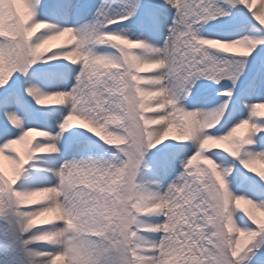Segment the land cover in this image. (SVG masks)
Segmentation results:
<instances>
[{
  "label": "snow or ice",
  "instance_id": "snow-or-ice-1",
  "mask_svg": "<svg viewBox=\"0 0 264 264\" xmlns=\"http://www.w3.org/2000/svg\"><path fill=\"white\" fill-rule=\"evenodd\" d=\"M8 2L15 7L14 15L0 30L4 38L0 39V86L14 71L24 73L37 61L56 59V55L48 54L57 51L59 57L81 66L72 88L45 92L30 85L25 91L38 105H70L58 124L60 132L79 127L107 145L117 146L109 159L74 158L49 169L57 177L56 184L21 188L16 185L24 166L37 154L58 151L56 143L37 139H49L52 133L27 127L0 144V219L11 216L20 234L30 233L19 241L22 246L35 242L57 246L50 252L25 247L27 255L35 258L29 264H240L241 254L246 252L251 254V261L259 246H254L256 251L249 246L258 235L264 240V219L256 212H245L257 226L251 228L243 217L240 224L234 222V212L240 208L239 197L251 201L260 212H264V204L229 191L224 178L228 169L220 170L205 153L217 149L221 151L211 155L238 157L244 146L252 143L251 134L264 129L251 119L264 118V101L249 105V116L226 130L222 131V125L216 129L219 134H208L207 130L220 121L228 101L212 109L189 111L177 106L176 96L186 94L200 77L235 83L243 62L217 57L209 50L247 57L259 42L247 36L204 38L193 25L226 15L224 5L238 3L264 26V0H165L175 14L160 46L107 28L134 16L143 7L140 0H126V6L116 15H109L102 3L95 18L79 27H59L36 19L38 0ZM37 29L43 30L33 39ZM65 34L63 43L70 45V50L53 45L52 51L47 47ZM98 45H108L113 51H99ZM145 65L156 71L141 75ZM219 94L230 97L232 90L223 88ZM8 119L13 125L20 124L15 114H8ZM74 120L84 123L73 126ZM170 134L172 140L192 141L196 146L193 154L181 161L182 171L163 190L138 182L145 152L169 139ZM17 144L24 150L13 156ZM166 163L164 157L153 159L158 167ZM240 163L264 178V170L254 167L264 166V154L248 153ZM37 198L45 203L35 210L21 207L36 204ZM229 199L236 209L228 207ZM49 213L62 224L34 227L38 217ZM151 214H161L164 220L158 224L141 220V216ZM146 231L161 235L150 240L143 235ZM257 264H264V258Z\"/></svg>",
  "mask_w": 264,
  "mask_h": 264
},
{
  "label": "rangeland",
  "instance_id": "rangeland-1",
  "mask_svg": "<svg viewBox=\"0 0 264 264\" xmlns=\"http://www.w3.org/2000/svg\"><path fill=\"white\" fill-rule=\"evenodd\" d=\"M102 3L107 7L109 15L120 14L126 6V0H38L35 18L43 19L49 24L59 27L67 25L79 27L95 18L97 9ZM140 3L143 7L138 8L134 16L121 21L119 24L108 25L107 28L108 30L122 31L131 38H140L150 44L160 46L168 35V27L172 23L175 9L165 3V0H140ZM224 7L227 12L226 15L193 25L196 33L204 38L215 39H235L247 36L257 39L259 42L247 57H231L219 50H209L217 57L243 62V68L235 83L229 79H223L216 83L200 77L194 80L186 94L179 93L176 96L177 106L189 111L212 109L222 101H228L220 121L214 128L207 130L208 134H219L216 129H221L222 125H224L222 131L226 130L238 119L249 116V105L264 101V26L255 21L252 13L243 5L237 3L228 6L225 4ZM254 7H258V5H254ZM145 10H147V15H145ZM68 15L73 17L70 22L65 20ZM42 30L37 29L32 38L34 39ZM217 35H221V37L218 38ZM0 39L4 38L0 37ZM66 39L67 34L57 37L50 41L47 47L52 51L55 50L53 45L68 47L70 50V45L63 43ZM96 48L99 51H113L108 45H98ZM48 55H56L57 58H45L37 61L29 66L24 73L18 70L14 71L6 83L0 86V144L19 135L23 128L38 127L52 133V137L49 139L37 137V139H41L39 142H54L58 148L56 153L35 155L24 166V171L16 185L21 188L56 184L57 177L48 170L58 168L67 160L87 157L109 159L112 154L117 152V146L107 145L87 129L72 127L60 132L58 124L67 114L70 105L67 103L64 105H38L34 98L25 91L30 85L45 92L67 91L74 85L75 75L81 66L71 64L70 61L59 57L57 51ZM154 71L156 69H148L140 74L149 75ZM223 88H230L232 95L230 97L221 96L219 93ZM8 114H15L19 118L20 124L13 125L8 119ZM251 119L254 123L264 125V118L251 117ZM81 123L84 122L81 120L72 121L73 126H78ZM150 127H155V125ZM57 133H59L58 136ZM173 134H170L169 139L145 152L144 162L138 170V182L148 183L150 187L159 186L163 190L182 171L181 161L192 155L196 146L192 141L178 142L170 139ZM32 135L35 136L34 133ZM250 139L252 143L245 145L238 157H232L228 153H222L221 158L211 155L212 152L221 151L217 149L210 150L205 154L218 164L220 170L228 169L224 178L229 191L264 204V178L244 168L240 163L242 159L247 158L248 153L264 154V129L252 133ZM14 147L17 152H14L13 156L24 150L22 144H17ZM8 151L11 150H6L5 154ZM154 157L167 158V163L161 167L155 166L153 164ZM5 166L7 167V161H5ZM254 167L258 171L264 170V166L259 164L254 165ZM166 170L169 171V175L164 177ZM150 182H155V184ZM41 203H45V200L37 198L36 204L21 207L35 210ZM231 207L236 209L235 203ZM247 207L248 205L241 201L240 208L234 212V222L240 224V218L243 217L249 227L256 228L257 226L252 225L247 214L243 212V209ZM45 220L51 223H42ZM141 220L158 224L164 220V217L161 214H151L141 216ZM52 223L62 224L61 221L54 220L53 214L49 213L43 217H38L34 227L49 228ZM240 226L243 227L244 225ZM29 234H20L14 218L11 216L7 219H0V264H29L30 260L35 258L27 255L24 251L25 247L46 252L56 249L55 244H48L47 242H35L22 246L19 241L27 238ZM143 235L150 240H155L159 238L161 233L146 231ZM254 246H259L257 255L249 261L248 258L251 254L242 253L240 264H257L258 259L264 258V240L261 239L260 235L249 246L256 251ZM58 264H62V262L58 261Z\"/></svg>",
  "mask_w": 264,
  "mask_h": 264
},
{
  "label": "clouds",
  "instance_id": "clouds-1",
  "mask_svg": "<svg viewBox=\"0 0 264 264\" xmlns=\"http://www.w3.org/2000/svg\"><path fill=\"white\" fill-rule=\"evenodd\" d=\"M14 7L15 6L8 2V0H3V2H0V30H4L5 21L14 15ZM148 68V65L144 66V70H148ZM239 199L248 205L247 208L243 209L244 212L248 213L249 215H251L253 212H256L261 219H264V212L258 211L255 206L252 205L251 201L246 200L244 197H239ZM232 204L233 201L229 199L228 207L231 208ZM237 207H240V205H237Z\"/></svg>",
  "mask_w": 264,
  "mask_h": 264
},
{
  "label": "bare ground",
  "instance_id": "bare-ground-1",
  "mask_svg": "<svg viewBox=\"0 0 264 264\" xmlns=\"http://www.w3.org/2000/svg\"><path fill=\"white\" fill-rule=\"evenodd\" d=\"M65 20L68 21V22H70L71 20H73V17H71V15H68V16L65 17ZM216 37L220 38L221 35H217ZM193 104H195V103H193ZM161 188H162V186H161Z\"/></svg>",
  "mask_w": 264,
  "mask_h": 264
}]
</instances>
